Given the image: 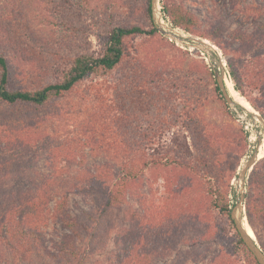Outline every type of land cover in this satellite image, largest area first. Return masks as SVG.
<instances>
[{
  "label": "rangeland",
  "instance_id": "374dc122",
  "mask_svg": "<svg viewBox=\"0 0 264 264\" xmlns=\"http://www.w3.org/2000/svg\"><path fill=\"white\" fill-rule=\"evenodd\" d=\"M176 1L198 18L200 32L210 24L218 28L211 38L189 33L213 45L211 59L160 32L131 36L112 74L88 76L43 106L0 102V207L15 203L17 192L48 198L39 218L46 250L32 240L17 252L0 245V264H252L241 249L233 251L231 224L217 215L206 191L210 184L218 187L234 206L237 173L264 130L258 118L229 106L214 89V71L220 72L215 61H222L227 75L231 63L242 86L238 93L264 118V0ZM144 5L145 0H0V52L9 58V87L53 82L71 56L96 53L95 34L112 26H146ZM194 75L190 90L185 81ZM175 136H186L210 183L171 163L188 161L174 146ZM108 137L115 147H100ZM127 158L139 165L120 208L101 217L92 211L95 195L104 189L100 179L85 183L93 186L88 194L69 193V213L83 227L75 242L78 258L58 251L68 232L52 216L56 193L70 190L82 172L103 162L111 176ZM146 158L162 160L165 167L144 168ZM246 197L264 208V152L245 178L244 208ZM246 220L264 252V216L254 217L253 225Z\"/></svg>",
  "mask_w": 264,
  "mask_h": 264
},
{
  "label": "trees",
  "instance_id": "16d2710c",
  "mask_svg": "<svg viewBox=\"0 0 264 264\" xmlns=\"http://www.w3.org/2000/svg\"><path fill=\"white\" fill-rule=\"evenodd\" d=\"M160 1L164 16L171 22L173 26L183 29L188 33L197 34L199 36L208 38H211L219 33L218 28L211 30V28H214L212 24H210V29H207L205 32H200L198 29H196V27L198 28L200 24L198 18L180 2H177L176 0ZM232 1L236 2V4L238 2L239 4V0ZM248 9L251 11H258V9L254 6H250ZM144 13L148 22L146 26H141L139 24H133L130 26L115 25L104 33L95 34L99 43V49L96 53L83 52L71 56L67 60V68L63 70L62 74L57 76L53 82L46 83L41 87L23 86L11 89L9 87L11 75L9 58L6 56V54L0 52V102L10 106L15 104L34 105L36 107L43 106L64 97L69 91L73 89L75 85L88 76L92 75L96 77H105L112 74L116 67L121 63L124 55L127 52L125 40L128 37H151L158 34L151 16V0H145ZM170 43L173 44L172 42ZM13 55L17 54L14 53ZM201 64L202 67H204L205 72H209V74L213 77V72L208 68L206 62L202 61ZM229 68V74L231 76L232 83H234L233 86L235 90L237 89V92H242L240 79H238L235 75L234 68L232 67L231 63L229 64ZM150 75L152 76V73H150ZM170 77L172 78L171 80L176 78V76L173 74ZM151 81L155 83L153 88L156 87L159 89L156 85L159 84L158 79L154 80V78H152ZM196 81L195 75L190 76L185 81V84L187 88L191 90V86L194 82L196 83ZM146 87L147 86H138L137 90H143ZM214 89L218 93L219 97H221L222 101L225 102L221 96V92L216 82ZM248 102L251 103L254 108L259 109L252 100H249ZM186 114L188 113L186 112ZM262 115L264 116V113H262ZM188 129L191 130L190 128ZM176 137L177 136L173 138V144L176 149H178V151L188 159V161L182 162L173 158L171 163H176L177 165L184 167L188 171L193 172L198 178H204L206 183H210L208 177L205 176L206 170L201 167V169L198 168V163H195L201 158L200 156L194 154V151L187 142L186 136L183 138V140H180L179 138L176 139ZM107 139L108 140L105 142L102 140L103 143L100 147L103 148L104 145L108 146L107 144H109L111 145V148H114L115 145L111 144L113 140L109 141V137ZM137 163L139 165V162H137L135 159L127 158L122 162V165L120 168H118V170H116L115 173H111V176L109 167L107 166L108 164L104 162L100 163V168L95 167L94 171L87 173L82 172V174L78 176V184H72V188H70V190L56 193L59 198L54 202V214L52 216L56 219H59L62 226L68 232V234L63 238L64 240L62 241V245L58 246V251L61 250L64 255L71 254L73 259L78 258L79 252L75 242L81 239V229H83V227H81V223L79 221L72 219V216L69 213V193L82 192L88 194L89 186L87 187L85 183L91 178L94 179L95 182L100 179L104 189L100 194L97 193L95 195L97 202L94 201L95 207L92 211H96L98 216L101 217V215L103 216L106 213H109L110 210L121 207L126 197L125 195L127 190L129 189V185L136 177L133 172V167ZM142 165L144 168L150 166L165 167L162 160H157L154 158L144 159ZM110 177L111 180L108 182L111 183H108L107 186L106 180H108ZM104 185L108 188L104 187ZM251 185L252 182L248 184V192L246 196L250 195ZM91 188L93 189V186L90 185L89 191H91ZM206 192L212 197V207L217 211V215L221 219L227 220L231 224L233 235L235 236V241H233V251H235V249H241L252 264H258L253 254L241 239L238 231L236 230L234 221L230 217L232 204L229 202L226 194L218 187L211 184L210 190L208 189ZM37 196L38 195L30 191L17 192V197L14 199L16 202H8L13 204L12 206L9 204L5 207H0V245L4 249H11L12 251L17 252L21 248L23 242L32 240V242H30L31 245L38 249L46 250V246H44L42 242L41 231L39 229V225L41 224L39 223L41 220L39 218L43 211L46 210L43 207L47 204L48 198L46 200L44 197ZM245 213L249 223L252 224L254 217L264 216V208H261L260 206L253 203L250 197H246ZM184 221L186 220H181V222ZM171 225L175 230L176 225L174 222H172ZM224 229V227L220 226L221 231H224ZM170 232L173 233V231ZM124 235H126V233H124ZM77 261L80 262V260Z\"/></svg>",
  "mask_w": 264,
  "mask_h": 264
},
{
  "label": "water",
  "instance_id": "95a60500",
  "mask_svg": "<svg viewBox=\"0 0 264 264\" xmlns=\"http://www.w3.org/2000/svg\"><path fill=\"white\" fill-rule=\"evenodd\" d=\"M151 16L157 31L163 34L164 36H166L167 38H169L170 41H174L178 44H181L184 47L197 48L198 50H200V52L206 54V56L210 59L215 53L213 45L208 43L206 40L194 37L185 30L173 26L171 22L164 16L161 10V6L159 4V0H151ZM215 65L218 67V69H220V72H217L215 70L214 76L216 77L217 86L226 104H228L231 107H237L245 111V109L240 104L234 101V99L230 96V94L226 89L224 80L226 79V76L229 77L230 75L226 74V70L224 69V65L222 61L218 59L217 61H215ZM245 112H247L250 116H256L264 126V118L260 114H258L257 112L256 114H254L247 110ZM259 133L260 132H257L256 134L257 137L256 147L254 148L252 154L248 156L245 163L242 165V167L237 173L238 185L235 186L236 201L234 206L230 210V217L234 221L236 230L238 231L241 239L243 240L247 248L250 250V252L253 254L258 264H264V252L256 244L254 238H251L248 235L247 231L243 226L244 221L248 224L245 217V208H244V183L248 172L255 164V162L258 160L257 158L258 149L262 144V137L260 136Z\"/></svg>",
  "mask_w": 264,
  "mask_h": 264
},
{
  "label": "bare ground",
  "instance_id": "6f19581e",
  "mask_svg": "<svg viewBox=\"0 0 264 264\" xmlns=\"http://www.w3.org/2000/svg\"><path fill=\"white\" fill-rule=\"evenodd\" d=\"M226 89L228 91V93L230 94V96L234 99L235 102H237L238 104H240L245 111H250L254 114H256V111L252 108V106L250 105V103L245 100L234 88L233 83L231 81V79L226 76V79L224 80ZM255 119H257L256 116H253ZM260 136L262 137V144L260 145L259 149H258V155L257 158H260V156L262 155V153L264 152V130L260 132ZM243 226L245 228V230L247 231L248 235L253 238L254 237V231L252 230V228L249 226V224H247L245 221L243 223Z\"/></svg>",
  "mask_w": 264,
  "mask_h": 264
}]
</instances>
